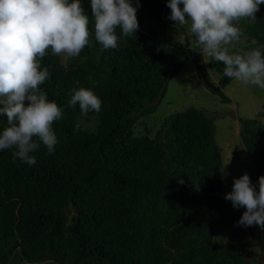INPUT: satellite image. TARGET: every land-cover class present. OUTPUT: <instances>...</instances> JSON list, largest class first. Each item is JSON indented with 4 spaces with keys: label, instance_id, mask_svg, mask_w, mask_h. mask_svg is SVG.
I'll use <instances>...</instances> for the list:
<instances>
[{
    "label": "trees",
    "instance_id": "16d2710c",
    "mask_svg": "<svg viewBox=\"0 0 264 264\" xmlns=\"http://www.w3.org/2000/svg\"><path fill=\"white\" fill-rule=\"evenodd\" d=\"M139 3L135 36L117 29L118 47L105 50L95 41L90 0H81L89 44L65 63L51 49L40 60L50 73L40 87L62 109L52 126L58 142L52 155L41 143L31 153L34 166L12 163L14 150H0V264H252L243 244L215 242L218 227L246 209L225 199L213 120L187 108L154 137L134 133L186 62L200 64L208 79L199 55L167 34L175 25L168 0ZM256 17L242 18L245 36L264 49V5ZM208 68L219 76L216 94L229 103L222 89L232 79L223 63L209 57ZM77 80L101 99L99 113L69 107ZM239 122L253 174L264 176L263 132ZM6 126L0 117V132Z\"/></svg>",
    "mask_w": 264,
    "mask_h": 264
},
{
    "label": "clouds",
    "instance_id": "9594fccd",
    "mask_svg": "<svg viewBox=\"0 0 264 264\" xmlns=\"http://www.w3.org/2000/svg\"><path fill=\"white\" fill-rule=\"evenodd\" d=\"M135 4L133 0H90L95 41L103 49L118 47L117 29L122 37L135 36L139 0ZM261 5L264 0H168L171 14L167 19L175 26L190 21L201 53L222 62L226 77L264 90L261 50L239 54L230 53L228 47L240 38L239 21L248 18L255 22ZM88 25L81 0H0V117L7 121L0 132V150H14L12 163L18 158L34 166L36 158L31 153L41 143L47 155L54 154L58 141L52 126L62 118V109L40 87L50 76L40 60L49 49L53 55L78 57L89 44ZM75 84L69 107L79 105L81 116L99 113L101 99L92 90L79 87L78 80ZM225 199L236 209H246L237 226L264 229V176L258 178V185L247 173L235 178Z\"/></svg>",
    "mask_w": 264,
    "mask_h": 264
},
{
    "label": "rangeland",
    "instance_id": "374dc122",
    "mask_svg": "<svg viewBox=\"0 0 264 264\" xmlns=\"http://www.w3.org/2000/svg\"><path fill=\"white\" fill-rule=\"evenodd\" d=\"M190 24L173 25L168 28L167 34L175 44L189 45V49L195 51L203 62V67L207 72L210 83L219 85V76L208 68L209 56L201 53V46L195 41L194 34L190 31ZM248 22L245 19L239 21L240 38L229 45L230 53L243 54L244 52L260 49L264 52L263 46L256 41H249L245 36ZM63 62L67 56L60 54ZM222 93L229 99V103H223L221 97L212 92L203 83L198 69L193 61L184 64L179 74L170 81L167 92L152 114L141 116L135 127V135L148 134L154 137L160 130L163 122L187 108H196L210 117L215 126V140L221 150L222 156V180L225 194L232 191L235 178H239L247 173L254 185H258V178L253 174V165L241 143L239 132L241 129L240 119L251 120L256 123V129L262 131L264 135V90L258 86L245 85L232 79L222 89ZM80 123L85 128H92L93 122L84 121ZM259 128V129H258ZM258 190V188H257ZM226 196V195H225ZM232 220H227L217 229L215 237L216 243H240L242 235H234L229 224ZM255 227V226H254ZM256 229H254L255 231ZM240 232L247 235L249 241L242 243L252 252V264H264V248L261 249L260 238L254 237V233L249 229L240 227ZM253 231V230H252ZM258 235V234H257ZM250 259L249 253L245 252ZM12 264H20L17 261Z\"/></svg>",
    "mask_w": 264,
    "mask_h": 264
},
{
    "label": "crops",
    "instance_id": "0c3cea01",
    "mask_svg": "<svg viewBox=\"0 0 264 264\" xmlns=\"http://www.w3.org/2000/svg\"><path fill=\"white\" fill-rule=\"evenodd\" d=\"M255 176V175H254ZM226 195V194H225ZM229 224V227H230V229H231V232H232V234H233V236L234 235H242L241 237V244L242 243H247V241H249V239H248V237H247V235L245 234V233H243V232H240L239 231V226H237V221H232V222H230V223H228ZM244 228V227H243ZM247 229V228H246ZM254 229H256L255 231H254ZM250 230V229H249ZM252 233L253 232H256L257 231V234L256 233H254L253 235H254V237H257V236H259L258 238H260V241H261V243H260V246H261V249H263L264 248V229L263 230H260V227H258V226H253V231L252 230H250ZM244 245V244H243ZM247 252L249 253V257H250V259H252V252H251V250L250 249H247Z\"/></svg>",
    "mask_w": 264,
    "mask_h": 264
},
{
    "label": "water",
    "instance_id": "95a60500",
    "mask_svg": "<svg viewBox=\"0 0 264 264\" xmlns=\"http://www.w3.org/2000/svg\"><path fill=\"white\" fill-rule=\"evenodd\" d=\"M194 39H195V37H194ZM195 41H196V39H195ZM198 71H199L200 77H201L203 83L206 85V87H208L212 92L217 93L220 90L221 85H218V86H215V87L212 86V84L209 82V80L205 77L200 64H198ZM224 83H225V80H222L221 84H224ZM241 216L242 215L238 216L237 222L240 220ZM241 227H243V226H241ZM246 228L250 229V230H253V226L246 227Z\"/></svg>",
    "mask_w": 264,
    "mask_h": 264
},
{
    "label": "built area",
    "instance_id": "2783aa9c",
    "mask_svg": "<svg viewBox=\"0 0 264 264\" xmlns=\"http://www.w3.org/2000/svg\"><path fill=\"white\" fill-rule=\"evenodd\" d=\"M260 230H263L262 228H260Z\"/></svg>",
    "mask_w": 264,
    "mask_h": 264
}]
</instances>
